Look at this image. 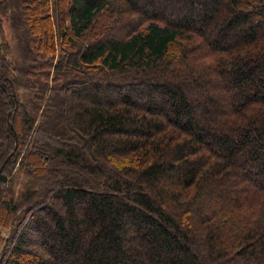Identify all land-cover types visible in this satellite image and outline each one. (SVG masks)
Masks as SVG:
<instances>
[{
    "label": "trees",
    "instance_id": "trees-1",
    "mask_svg": "<svg viewBox=\"0 0 264 264\" xmlns=\"http://www.w3.org/2000/svg\"><path fill=\"white\" fill-rule=\"evenodd\" d=\"M0 245L264 264V0H0Z\"/></svg>",
    "mask_w": 264,
    "mask_h": 264
},
{
    "label": "rangeland",
    "instance_id": "rangeland-1",
    "mask_svg": "<svg viewBox=\"0 0 264 264\" xmlns=\"http://www.w3.org/2000/svg\"><path fill=\"white\" fill-rule=\"evenodd\" d=\"M132 1H134V0H132ZM166 13V11H165V9L164 10H162L161 12H160V14H165ZM125 25V23L122 25V27ZM208 34L210 35V33L208 32ZM116 35V34H115ZM114 35V36H115ZM115 37H117V36H115ZM236 38L238 37V35H236L235 36ZM230 43V42H229ZM260 77H262L261 75H259ZM222 103V105L223 104H225V102H224V100H223V102H221ZM6 173H7V170L5 171ZM4 233V232H3ZM0 250H1V245H0Z\"/></svg>",
    "mask_w": 264,
    "mask_h": 264
}]
</instances>
